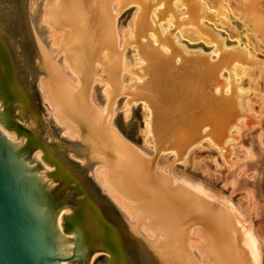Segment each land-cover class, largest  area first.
<instances>
[{"label": "water", "instance_id": "1", "mask_svg": "<svg viewBox=\"0 0 264 264\" xmlns=\"http://www.w3.org/2000/svg\"><path fill=\"white\" fill-rule=\"evenodd\" d=\"M28 3L0 0V264H256L226 206L181 183L169 168L165 175L154 167L161 152L174 150L181 160L192 143L207 136L222 146L240 114L233 83L223 96L218 72L233 62L253 64L223 52L198 25L189 0H47L45 22L55 32L65 30L53 40L56 56L65 53L81 82L76 88L37 37ZM159 3L158 21L168 13L175 18V29L164 38L149 22ZM133 4L141 6L136 40L125 34V48L118 51L114 19ZM181 25L194 26L215 43L213 53L220 52L215 63L185 57L174 46L171 35ZM131 44L146 61L148 78L124 87L121 59ZM160 45L170 53H162ZM39 76L63 129L43 106ZM94 77L111 88L105 114L89 102ZM205 126L209 130L201 135ZM95 165L98 182L135 225L93 181ZM141 224L146 238L138 232Z\"/></svg>", "mask_w": 264, "mask_h": 264}, {"label": "rangeland", "instance_id": "2", "mask_svg": "<svg viewBox=\"0 0 264 264\" xmlns=\"http://www.w3.org/2000/svg\"><path fill=\"white\" fill-rule=\"evenodd\" d=\"M207 1L220 19L214 20L213 13L210 12L209 17L203 20L201 27L216 35L227 49H245L259 63L252 73H245L240 66L231 71V77L239 85L238 91L246 95V105L252 114L251 117L256 118V124H252L238 133L237 140L226 160L222 159L215 151L201 149L196 150L186 164L174 163L172 157L158 155L154 165L155 163L159 166L172 164L171 167L169 166L172 174L186 176L192 182L201 180L216 193L233 201L251 221L259 241L261 264H264V0ZM31 2L33 1L29 0L28 10L32 26L34 23L42 40L49 44L47 32L38 23L42 0H37L35 11L31 7ZM135 10L134 7L128 8L118 16L117 27L120 31L127 32L129 30ZM174 23L175 18L172 22L164 18L163 21L157 23L156 27L160 35L166 36L175 29ZM127 33L129 41L136 40L135 34ZM147 38L154 47H157L153 37L148 36ZM171 39L174 45L186 55L199 54L215 59L214 43H209L201 38L196 39L188 32H182L181 28L174 31ZM140 42L145 43L146 39H140ZM124 53L135 75L144 78L143 70H141L144 63L139 62L138 46L131 44L124 50ZM228 75V73H224L225 78ZM147 78L148 76L144 79L147 80ZM125 80L130 81V77L126 76ZM94 91L97 101L104 105L105 96L102 86L95 85ZM42 103L45 106L43 99ZM51 119L53 120L52 117ZM53 122L55 123L54 120ZM55 125L62 129L56 123ZM61 137L70 142L77 141L65 138L63 133ZM98 166L95 165L92 171ZM113 206L124 218L117 207L114 204ZM240 224L243 226L241 222Z\"/></svg>", "mask_w": 264, "mask_h": 264}, {"label": "bare ground", "instance_id": "3", "mask_svg": "<svg viewBox=\"0 0 264 264\" xmlns=\"http://www.w3.org/2000/svg\"><path fill=\"white\" fill-rule=\"evenodd\" d=\"M32 6L34 11L35 8L37 7V0H32ZM156 0H150V2L152 4L155 3ZM46 3L47 0H42V4L40 7V13H39V18H38V23L40 26H42L45 31L47 32L48 38H49V44H46L42 38L40 37V35L38 34L36 27L34 26L33 23V29L37 35V37L39 38V40L41 41V43L43 44V46L45 47V49L47 50V52L50 54V56L52 58H54L58 52L59 47L53 42L54 38L57 36H62L65 34V30H60L55 32V30L48 24L45 22V15H46ZM189 4L191 7H195L198 11L197 15H196V21L198 23V25L201 27L202 22L204 19L208 18L209 13L212 12L213 13V17L214 20L218 19V14L214 11V9L212 10L211 5L208 3L207 0H189ZM134 7L136 8L133 18H132V22H131V26H129V30L127 32H129L131 35L134 34L135 32V19L137 18V14L141 11V6L138 4H133V5H128L124 10ZM223 7V6H221ZM163 9V3H159L156 7H154L149 14V22L151 24V26L155 29L157 26L158 21V16L157 14H159V11ZM31 11H33L30 8ZM123 10V11H124ZM33 11V12H34ZM122 11V12H123ZM121 12V13H122ZM223 12V11H222ZM120 13V14H121ZM216 13V14H215ZM119 14V15H120ZM118 15V16H119ZM118 16L115 17L114 19V34H115V40H116V46H117V50L118 51H122L125 48V44H126V37L125 34H128L126 31L124 30H119L117 27V19ZM165 19H168V21L172 22L174 16L170 13H168L165 17ZM156 26H155V23ZM227 22V21H224ZM179 28H181L182 32H188L189 34H191L192 36H194L196 39L201 38V39H205L207 42L209 43H213L210 38L208 36H206L205 34H203L202 32H200L197 28H195L192 25H181ZM204 29V28H203ZM206 30V29H205ZM207 31V30H206ZM209 34H211L215 39L218 40L217 36L214 35L212 32L207 31ZM160 35V33H159ZM151 36L154 39V42H156V37L154 35V33L149 32L147 34V37ZM161 38H164L165 36L160 35ZM143 39L144 38H140ZM172 40V39H171ZM219 41V40H218ZM220 42V41H219ZM174 43V42H173ZM221 50L223 52H232L237 54L238 56H240L243 60H245L246 62L253 64L252 66H247V65H242L240 63L237 62H233L232 66L230 69H226V68H221L220 71L218 72V78L223 81V83L225 84V87L222 90V94L225 97H228L230 95L231 92V82L234 85L235 88V94H233V98L235 100L236 103V109L238 111V113L240 114L239 117H237L235 119V122L230 124L227 127L226 130V134L228 136H226L223 139V143L222 146H219L211 137L207 136L204 138L199 139L198 141L192 143L187 150L185 151L183 157L181 160H178L177 154L174 150H166L161 152L159 155H165V156H169L173 158V161L177 163H182V164H186L188 162V160L191 158L192 154L196 151V150H201V149H207V150H212L215 151L222 159L226 160L228 157V154L232 151V148L234 146L235 141L237 140V136L238 133L247 127H250L252 124H256V118L255 117H251L252 114L250 113V110L248 109V106L246 105L245 99H246V95H243L242 93H240L238 91V87L239 85L235 82V79L231 77V71L236 68V67H242L245 71V73H252L253 70L255 69L256 65H258L259 63L256 62L253 58V56L246 51L245 49H240V48H234V49H227L223 43H221ZM175 46V45H174ZM214 46L216 47L215 43ZM159 50L168 55L170 53L169 49L160 45L159 46ZM183 53V51H182ZM215 59H212L211 56H205L209 59V61L211 63H215L220 55V52H215ZM139 55V52H138ZM183 55L185 57H190L189 55H186L183 53ZM192 56H204V55H192ZM140 57V55H139ZM139 62L142 64L144 63L143 67L146 65V61L144 59H142L141 57L138 58ZM137 59V60H138ZM55 62L60 70V72L76 87V88H80L81 87V82L78 78V76L72 71L70 64L68 62V60L66 59L65 53L64 52H60L56 57H55ZM180 63V58H176L174 60V64L175 66H178V64ZM100 68V64L96 63L94 65V69L95 71H98ZM132 67L130 66L125 53L123 52L122 54V59H121V75H120V81L121 84L124 87H128L131 86L133 84H138V85H142L143 81H146V79H144L146 77V75L143 74L142 72V76L144 78H139L138 75H135V72L133 71V69H131ZM143 70V69H141ZM140 72V71H139ZM228 73V77L225 78L224 77V73ZM137 74V73H136ZM133 75V76H132ZM129 76L130 77V81H126L125 77ZM44 76H41L38 80V86H39V90L42 96V99L44 101V104L48 110V112H51V108L48 105V103L45 101V98L43 96L42 93V89L40 87H42V82H43ZM95 85H101L103 88V93L105 96V104L101 105L96 97H95V91H94V87ZM221 87H216L213 88V92L216 96H220L221 95V91H220ZM111 94V88L109 86V84L103 80H101L98 77H94L91 81L90 84V88H89V102L91 103V105L96 108L100 113L105 114L106 113V108H107V103H108V98L109 95ZM50 116L53 118V120L55 121V123L61 127L63 129V126L61 124H59L55 117L53 116L52 112L50 113ZM209 130V126H205L201 129V135H205ZM63 136L67 139L70 140H75L67 135H65V133H63ZM156 165V166H155ZM154 167L156 169V171L161 172L165 175H170L172 177H174L175 179H177L178 181H180L181 183L193 188L194 190H196L197 192H199L200 194H202L203 196H205L206 198L210 199L211 201L214 202H219L220 204L226 206L228 208V211L231 215L236 216L237 219L235 220V225L237 226V228L240 230L242 236L246 239V241L248 242L253 254H254V258L256 261V264H261L262 260H261V252L259 249V241H258V237L256 236L254 229L251 225V221L247 219L246 215H244V213L242 212V210L230 199H228L227 197L220 195L218 193H216L215 191H213L210 187H208L203 181L201 180H197L195 182H192L191 180H189L186 176L183 175H174V173L172 174V170L171 168L169 169L168 172V168L170 165L168 166H159L158 164L155 163ZM99 167V166H98ZM96 167L93 171H92V176L94 178V181L97 183V185L102 189V191L104 192V194L107 195V197L111 200V202L117 207V209L122 213V215L124 216V218L126 219L127 222H129L130 224H136V222L134 220H132L124 211L123 209L119 206V204L104 190V188L100 185V183L98 182L96 175H95V171L98 168ZM171 167V166H170ZM104 171V168H101L99 170V179L101 184H104L103 179H102V173ZM240 222L242 223L243 226H241ZM144 229L143 224H141L138 228V232L139 234L146 238V234L143 233L141 230Z\"/></svg>", "mask_w": 264, "mask_h": 264}]
</instances>
